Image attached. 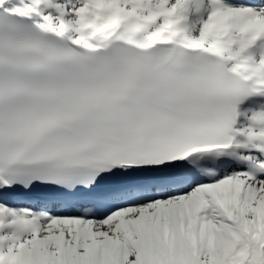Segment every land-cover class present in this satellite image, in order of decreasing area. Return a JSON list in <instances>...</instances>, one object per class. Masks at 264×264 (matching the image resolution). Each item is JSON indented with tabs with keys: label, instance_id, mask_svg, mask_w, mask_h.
<instances>
[{
	"label": "snow or ice",
	"instance_id": "1",
	"mask_svg": "<svg viewBox=\"0 0 264 264\" xmlns=\"http://www.w3.org/2000/svg\"><path fill=\"white\" fill-rule=\"evenodd\" d=\"M0 264H264V0H0Z\"/></svg>",
	"mask_w": 264,
	"mask_h": 264
},
{
	"label": "bare ground",
	"instance_id": "2",
	"mask_svg": "<svg viewBox=\"0 0 264 264\" xmlns=\"http://www.w3.org/2000/svg\"><path fill=\"white\" fill-rule=\"evenodd\" d=\"M18 203H22V202H19V201H18Z\"/></svg>",
	"mask_w": 264,
	"mask_h": 264
}]
</instances>
